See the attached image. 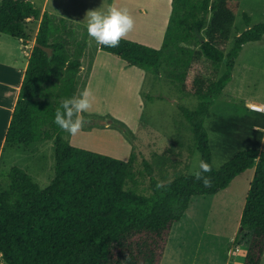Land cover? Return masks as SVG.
Here are the masks:
<instances>
[{"label":"trees","instance_id":"obj_1","mask_svg":"<svg viewBox=\"0 0 264 264\" xmlns=\"http://www.w3.org/2000/svg\"><path fill=\"white\" fill-rule=\"evenodd\" d=\"M239 8L240 0H172L159 49L129 39H122L116 48L100 46L130 66L156 76L163 72L184 97L198 100L194 109L184 105L178 109L191 128L201 159L211 164L205 121L214 101L233 81L244 46L264 39V23H260L238 35L228 50ZM39 19L36 44L53 49V57L33 47L5 142L29 147L54 140L55 177L42 189L21 168L8 173V187H0V264H162L172 228L183 219L192 199L214 196L252 169L241 230L232 247H247L244 264H261L264 151L242 150L221 169L213 168L212 186L206 188L188 174L168 181L153 176V165L166 175L173 164L172 146L155 154L152 162L144 161L149 194L128 189L136 179L133 152L124 161L75 147L53 122L60 101L78 93L86 45L76 42L74 26L41 13L29 0L0 1V33L25 46L30 41L27 20ZM244 20L249 25L247 14ZM147 98L154 101L162 96ZM176 150L179 154L181 149ZM158 181L166 187L158 190Z\"/></svg>","mask_w":264,"mask_h":264},{"label":"rangeland","instance_id":"obj_2","mask_svg":"<svg viewBox=\"0 0 264 264\" xmlns=\"http://www.w3.org/2000/svg\"><path fill=\"white\" fill-rule=\"evenodd\" d=\"M38 1L34 2L37 6ZM80 1L87 8L93 0ZM150 3L151 0H106L101 11H106L109 5L127 8L135 19V27L126 39L159 49L164 37L161 30L169 22L172 4L159 0H154L153 6ZM134 5L146 6L148 10L145 13L136 11ZM244 14L251 19L249 26ZM260 23H264V0H240L228 50L238 35ZM37 28V22L26 25L29 44L33 47ZM86 30V27H78L75 35L76 42L86 45L78 93L88 87L95 99L93 107L83 114L89 123L76 136L66 133L64 138L75 147L124 161H128L133 152L136 179L129 182L127 188L142 194L150 193V176L144 161L152 162L155 154L172 146L175 149L171 153L173 164L166 175L153 165V176L164 181L178 174L193 176L201 153L178 106L194 109L198 100L184 97L178 84L166 79L163 72L158 76L147 73L101 51L94 40L82 35ZM95 62L96 73L89 82ZM224 70L223 67L222 73ZM2 72L0 68V79ZM233 73L234 80L214 101L205 121L215 170L224 167L242 150L264 151L261 132L254 130V126L264 127V113H251L261 111L257 109L261 106L248 104V101L264 103V41L244 46ZM148 95L162 96V99L151 101ZM26 148L30 153H22L12 167H21L31 175L34 183L46 189L55 177L53 143L50 147L49 143L37 142ZM176 149H181L179 154ZM3 172L8 173L7 170ZM253 178L254 170H249L223 192L194 197L183 219L172 228L162 264H244L247 247L234 249L232 244L241 230V217ZM4 180L0 182L2 189L8 187V180ZM261 264H264V256Z\"/></svg>","mask_w":264,"mask_h":264},{"label":"crops","instance_id":"obj_3","mask_svg":"<svg viewBox=\"0 0 264 264\" xmlns=\"http://www.w3.org/2000/svg\"><path fill=\"white\" fill-rule=\"evenodd\" d=\"M29 1H31L35 5V7L40 10L41 13L48 12L50 13V15H52L55 18L67 20L69 23H71L74 26L75 32L78 34V27L82 28V27L87 26V19L85 18L86 12L88 10L98 9V8H100V10H104L106 0H93L91 5L87 8H84V6L81 5L82 3L80 0H39L38 6L36 5V3H34L35 0H29ZM114 1L115 0H113V2ZM153 1L154 0H151V3H153ZM159 2H165L167 5H169L170 3L172 4V0H159ZM151 3H150V6H153V4ZM85 4L87 5V2H85ZM134 6H135L136 11L141 10V12L145 13L148 10V8L143 5H134ZM168 19H170L169 16H168ZM30 22H37L38 24V28H37L35 38H34V43L36 44L35 40H36V36L39 30L40 19L37 21L27 20V23H30ZM167 26L168 24H165V26L161 30V36L165 35ZM248 28H251V27H248ZM82 35L85 38H90L87 34V30ZM262 41H264V39ZM261 42H257V43H261ZM250 44H254V43H250ZM32 49H33V46H31L30 44L25 46L23 45L21 40L13 38L9 35L0 33V68L3 69V72H2L3 75L0 79V88H1L0 89V93H1L0 94V182H5L4 179H7V175L10 172V171L8 172V170L9 169L11 170L13 168L12 164L18 163L16 159L19 156H21L22 153H25L24 155L30 153V151H27L30 149L26 147L8 146L5 142V137H6L8 128L10 126V122H11V118H12L15 105L19 97L20 88L24 80L25 72L28 67V62H29V58L32 53ZM95 65L93 64V66L91 67V77L89 79V82L92 81L93 79L92 76H94V74L96 73V67H97L96 62H95ZM130 67H133V66H130ZM233 80H234V73H233ZM250 103L260 105L261 107H259V109L264 108V103L248 101V104ZM251 113H255L257 115L259 113L260 114L264 113V110L257 111V112L253 111ZM254 130L255 131L259 130L261 132L260 141H263L264 140V127L254 126ZM39 143H49L50 147L52 146V143H53V147L55 149L54 140H45V141H40ZM5 170H7L8 173L4 174L3 171ZM238 177H236L231 182V184L235 182Z\"/></svg>","mask_w":264,"mask_h":264},{"label":"clouds","instance_id":"obj_4","mask_svg":"<svg viewBox=\"0 0 264 264\" xmlns=\"http://www.w3.org/2000/svg\"><path fill=\"white\" fill-rule=\"evenodd\" d=\"M85 18L88 36L102 47H119L121 40L126 39L135 27V19L129 10L115 5H109L106 11H101L100 8L88 10ZM94 99V94L88 87L72 97L62 99L55 111L53 122L63 132L76 136L89 123L83 114L93 107ZM212 171L211 163L199 159L193 171L194 179L209 188L212 186ZM165 187L163 181L157 182L158 190Z\"/></svg>","mask_w":264,"mask_h":264},{"label":"water","instance_id":"obj_5","mask_svg":"<svg viewBox=\"0 0 264 264\" xmlns=\"http://www.w3.org/2000/svg\"><path fill=\"white\" fill-rule=\"evenodd\" d=\"M35 46L42 49L48 55L49 59L53 57V49L41 46L40 44H35Z\"/></svg>","mask_w":264,"mask_h":264},{"label":"bare ground","instance_id":"obj_6","mask_svg":"<svg viewBox=\"0 0 264 264\" xmlns=\"http://www.w3.org/2000/svg\"><path fill=\"white\" fill-rule=\"evenodd\" d=\"M257 109H259V108H257ZM259 110H261V111H262V110H264V108H262V109H259Z\"/></svg>","mask_w":264,"mask_h":264}]
</instances>
